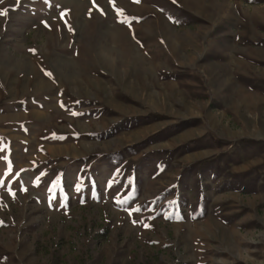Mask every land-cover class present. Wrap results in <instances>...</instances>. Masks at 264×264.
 Segmentation results:
<instances>
[{
    "label": "rangeland",
    "instance_id": "rangeland-1",
    "mask_svg": "<svg viewBox=\"0 0 264 264\" xmlns=\"http://www.w3.org/2000/svg\"><path fill=\"white\" fill-rule=\"evenodd\" d=\"M3 10L0 264H264V0Z\"/></svg>",
    "mask_w": 264,
    "mask_h": 264
},
{
    "label": "crops",
    "instance_id": "crops-1",
    "mask_svg": "<svg viewBox=\"0 0 264 264\" xmlns=\"http://www.w3.org/2000/svg\"><path fill=\"white\" fill-rule=\"evenodd\" d=\"M208 211H210V210H208ZM208 211L206 212V214L194 217V219L188 218L182 223H186L185 226H188V227H191V226L196 227V225H195L196 223H199V224H202V225L206 224V226H204L205 227V231H206V229H208V230L211 229L212 225H210L209 221H213L214 222V226L215 225L219 226L221 224L223 227H225V224L222 221H219V219H217V218L211 217V214ZM165 218L166 217H163L164 221H165ZM180 223L181 222H179L178 224L180 225Z\"/></svg>",
    "mask_w": 264,
    "mask_h": 264
},
{
    "label": "snow or ice",
    "instance_id": "snow-or-ice-1",
    "mask_svg": "<svg viewBox=\"0 0 264 264\" xmlns=\"http://www.w3.org/2000/svg\"><path fill=\"white\" fill-rule=\"evenodd\" d=\"M6 14H7V10L0 11V15H6Z\"/></svg>",
    "mask_w": 264,
    "mask_h": 264
}]
</instances>
